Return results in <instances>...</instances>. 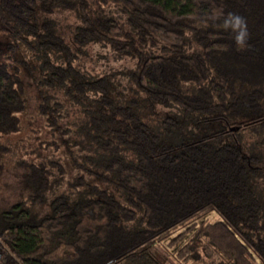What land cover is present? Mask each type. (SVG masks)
Returning <instances> with one entry per match:
<instances>
[{
	"label": "trees",
	"instance_id": "trees-1",
	"mask_svg": "<svg viewBox=\"0 0 264 264\" xmlns=\"http://www.w3.org/2000/svg\"><path fill=\"white\" fill-rule=\"evenodd\" d=\"M60 12L75 18L68 41ZM229 12L247 18L246 49L222 27ZM0 32L79 107L85 150L59 194L45 164L20 161L29 194L0 208V264H176L156 245L178 264H264V0H0ZM90 44L133 62L134 90L76 66ZM20 72L0 58V173L26 109ZM49 102L39 112L59 128ZM155 106L172 116L152 122ZM208 123L224 128L193 133Z\"/></svg>",
	"mask_w": 264,
	"mask_h": 264
},
{
	"label": "rangeland",
	"instance_id": "rangeland-1",
	"mask_svg": "<svg viewBox=\"0 0 264 264\" xmlns=\"http://www.w3.org/2000/svg\"><path fill=\"white\" fill-rule=\"evenodd\" d=\"M57 18L60 32L68 41L75 24V18L68 12H60ZM10 40L6 34L0 32V58L11 69L18 68L21 71L19 75L25 84L26 109L19 114L21 130L17 133L6 135L1 139L9 147V152L5 158V168L0 173V208H7L10 204L25 200L28 197L29 191L21 180L20 161L45 164L51 172L50 180L57 183L53 188L54 192L59 194L69 192L68 182L78 175V170L72 163V157L75 156L81 160L80 156L85 153V150H82L76 144L81 141L80 136L76 133V125L81 119L79 107L61 89L52 88L40 82L42 71L39 69L38 62L29 55L24 46L21 45L19 51L15 54L9 52L5 45ZM75 52L77 55L76 66L89 75H108L114 83L116 93L126 96L134 90L126 77V72L134 67L130 59L120 57L108 46L98 44H90L86 47L75 49ZM21 59L28 62L27 67L19 63ZM42 95H46L50 99V105L54 102L60 104L59 128L50 127L46 117L39 112ZM139 97L144 102L143 105L147 106L143 100L144 96L140 92ZM147 108L149 113L151 110L159 112L156 115L153 113L150 115V119L154 123L163 114V117L172 116V114L166 113V108L161 106H155L153 109ZM195 128L194 134L204 135L223 129L224 124H199ZM244 140L252 142V138H249V136H245ZM225 141L233 140L229 136L223 142ZM59 166L64 169L63 174L58 171ZM263 184L262 182L260 189L262 195H264ZM37 211L38 213L40 212L39 214L48 213L50 208L47 206L37 207ZM206 217H202L201 220ZM213 218L214 215L208 216L210 220ZM153 248L158 256L178 264L174 258L173 248L164 245H156Z\"/></svg>",
	"mask_w": 264,
	"mask_h": 264
},
{
	"label": "clouds",
	"instance_id": "clouds-1",
	"mask_svg": "<svg viewBox=\"0 0 264 264\" xmlns=\"http://www.w3.org/2000/svg\"><path fill=\"white\" fill-rule=\"evenodd\" d=\"M222 27L235 33L234 41L239 50L246 49L249 46L250 32L246 17L238 13L229 12L223 19Z\"/></svg>",
	"mask_w": 264,
	"mask_h": 264
},
{
	"label": "water",
	"instance_id": "water-1",
	"mask_svg": "<svg viewBox=\"0 0 264 264\" xmlns=\"http://www.w3.org/2000/svg\"><path fill=\"white\" fill-rule=\"evenodd\" d=\"M234 129H236V128H234Z\"/></svg>",
	"mask_w": 264,
	"mask_h": 264
}]
</instances>
